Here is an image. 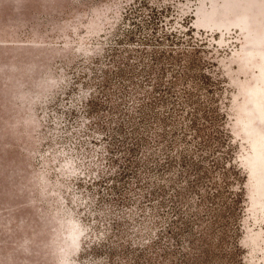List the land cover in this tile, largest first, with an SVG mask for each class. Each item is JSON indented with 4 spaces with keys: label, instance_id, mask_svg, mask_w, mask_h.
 <instances>
[{
    "label": "rangeland",
    "instance_id": "obj_1",
    "mask_svg": "<svg viewBox=\"0 0 264 264\" xmlns=\"http://www.w3.org/2000/svg\"><path fill=\"white\" fill-rule=\"evenodd\" d=\"M0 264H264V0H0Z\"/></svg>",
    "mask_w": 264,
    "mask_h": 264
},
{
    "label": "trees",
    "instance_id": "obj_2",
    "mask_svg": "<svg viewBox=\"0 0 264 264\" xmlns=\"http://www.w3.org/2000/svg\"><path fill=\"white\" fill-rule=\"evenodd\" d=\"M149 76H147L146 75V78H148ZM208 77V76H207ZM202 81H203V83H208L207 82V79L205 80V78L203 77L202 78ZM157 89H159V92H158V94H157V97L159 98V99H162V98H169V99H174V97H176V94H175V92L174 91H172V84L171 83H166V84H158L157 85V87H156ZM175 95V96H174ZM153 101H155V96H154V98H153ZM173 107L174 106H171V109H173ZM170 109V110H171ZM172 111L173 110H171V111H169V110H165L164 111V114L165 115H167V116H165V117H168V116H170L171 114H172ZM212 111V113H206V114H204V120H203V124L205 123V122H208V123H210V125H214V114H213V110H210V112ZM148 116H140V118H139V124H141L142 123V125H152V123L154 122V120H152V118L151 117H153L152 115H155V114H147ZM155 117V116H154ZM195 122H196V119H194L193 121H192V124L194 123L195 124ZM216 123V122H215ZM131 130H133V126H132V128H131ZM177 130V129H176ZM186 131V129L184 128L183 129V127H181L180 129H179V132H185ZM174 132H176V131H174ZM165 136L168 134V131H166L165 133ZM143 136L142 135H140V137L139 136H136V137H134L133 138V140L131 141V147H130V150H131V152H130V155H129V157L127 158V165L126 166H130L131 165V159L133 158V156H136V154H135V149L136 148H138L140 145H141V138H142ZM172 137H174V134L172 135ZM172 139V138H171ZM222 143H224V140L222 139V136H220V135H218V132H216V131H212L211 133H209L206 137L205 136H203V138H202V140H201V142H200V146H205V147H208V146H210V145H212L213 144V146H214V148H213V150H211V152L213 153V151H214V149H218L219 147H220V145L222 144ZM170 145V144H169ZM185 158H182V160H181V162H182V165H184V164H186L185 163ZM169 162V159H168V161L165 163V164H167ZM212 164H216V165H218V163L216 162L215 163V161H213L212 162ZM132 169V168H131ZM190 171L191 172H194V175H196L197 174V172H198V167H195V166H193L191 169H190ZM199 173V175L197 176H195L194 177V181L195 182H197V183H201L202 181L204 182L203 184H205L206 182H209V176H207V171L205 170L202 174H200V172H198ZM206 178H207V180H206ZM216 194V193H215ZM214 194V195H215ZM234 199V203L235 204H237V202H238V198L236 197H234L233 198ZM234 204V205H235Z\"/></svg>",
    "mask_w": 264,
    "mask_h": 264
}]
</instances>
